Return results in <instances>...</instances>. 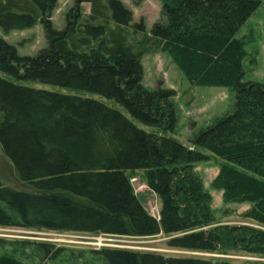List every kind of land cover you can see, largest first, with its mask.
Returning <instances> with one entry per match:
<instances>
[{
  "label": "trees",
  "instance_id": "16d2710c",
  "mask_svg": "<svg viewBox=\"0 0 264 264\" xmlns=\"http://www.w3.org/2000/svg\"><path fill=\"white\" fill-rule=\"evenodd\" d=\"M159 1L165 21L136 50L129 38L146 27L132 25L133 14L121 0H77L62 31L51 21L57 0H0L1 30L41 24L48 41L35 57H21L0 38L1 73L102 96L159 129L147 133L95 100L0 78V148L31 189L0 180V228L136 239L164 234L171 250L264 258V230L220 225L195 172L210 155L221 160L215 188L226 203L252 205L245 218L264 228V85L244 81V44L237 39L264 0ZM82 4L91 6V14L80 23ZM150 39L160 42L191 84L235 94L233 110L195 136L190 148L167 136L178 123L176 92L143 85ZM139 172L160 201L159 217L135 193L132 176ZM97 253L108 264H230L125 249ZM0 264L21 263L2 257Z\"/></svg>",
  "mask_w": 264,
  "mask_h": 264
},
{
  "label": "rangeland",
  "instance_id": "374dc122",
  "mask_svg": "<svg viewBox=\"0 0 264 264\" xmlns=\"http://www.w3.org/2000/svg\"><path fill=\"white\" fill-rule=\"evenodd\" d=\"M133 14L132 25L143 24L146 31L129 38L130 44L138 50L140 44L151 36V30L157 23H163L162 5L159 0H121ZM77 0H57L52 12L51 21L57 31L66 28L69 14L76 9ZM91 14V6H80L81 22ZM0 38L16 47L19 56L35 57L42 49L47 48L48 41L41 24L31 29L4 32L0 29ZM237 39L244 44L243 58L244 81L264 85V3L252 15L237 34ZM147 43L148 53L142 59L144 68L143 85L150 91L163 87L176 92L174 99L178 123L174 132L167 136L191 147V142L202 130L210 127L218 119L231 112L234 107L235 94L229 88L201 87L191 84L184 76L171 56L164 52L158 40L150 39ZM141 45V44H140ZM0 78L15 84L45 90L49 92L72 94L84 99H91L122 112L139 129L147 133H158L159 129L146 127L134 120L116 102L102 96L73 91L51 85L24 82L0 72ZM208 154V153H207ZM210 155V154H208ZM223 162L213 156L209 160L195 166V172L201 178L205 190L212 196V209L220 225H245L256 229L264 228L245 218L252 205L248 203H226L223 192L215 188ZM0 180L8 187L21 191H31L28 185L20 182L13 166L4 156L0 148ZM145 173L139 172L132 176L135 193L140 196L148 211L159 217L160 201L145 185ZM169 237L164 234L147 239L132 237H110L77 233H50L43 230H25L21 228H0V258L10 257L21 264H108L106 258L97 253L103 249H125L140 253H159L165 255L194 256L215 259L230 264H246L263 262L264 258L246 253H228V255H208L171 250L166 243ZM50 247L45 248L44 245Z\"/></svg>",
  "mask_w": 264,
  "mask_h": 264
}]
</instances>
